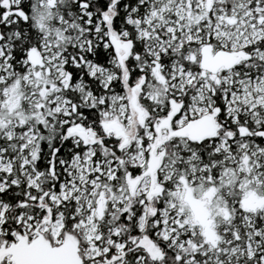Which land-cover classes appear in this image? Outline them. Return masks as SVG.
<instances>
[{
    "label": "snow or ice",
    "instance_id": "snow-or-ice-1",
    "mask_svg": "<svg viewBox=\"0 0 264 264\" xmlns=\"http://www.w3.org/2000/svg\"><path fill=\"white\" fill-rule=\"evenodd\" d=\"M0 264H264V0H0Z\"/></svg>",
    "mask_w": 264,
    "mask_h": 264
}]
</instances>
